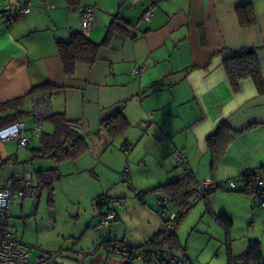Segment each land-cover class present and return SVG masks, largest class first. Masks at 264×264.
Returning <instances> with one entry per match:
<instances>
[{"label": "crops", "instance_id": "obj_1", "mask_svg": "<svg viewBox=\"0 0 264 264\" xmlns=\"http://www.w3.org/2000/svg\"><path fill=\"white\" fill-rule=\"evenodd\" d=\"M27 1L32 3L30 14L10 26L0 22V130L17 119L26 121V127L31 128L32 101L37 94L32 89L47 87L44 92L51 95L52 114L65 113L67 120L77 122L73 128L89 143L88 151L79 159L58 164L59 172L65 164H71L68 177L77 175V166L98 176L95 171L101 164L103 173H111L114 162L104 156L115 154L110 147L121 138L117 142L120 154L133 162L120 167L117 175L132 189L116 190L118 185L111 186L110 181L113 194L102 190L90 197L92 210L94 201L103 197L99 209L103 213L115 211L110 232L93 229L91 221L71 243L63 240L39 251L16 233L17 237L32 246V257L64 251L61 264H160L156 257H122L105 245L120 240L131 248H152L147 243L165 228L164 218L182 210L170 199L164 208L166 216L162 215L158 206L167 194L159 187L180 179L186 167L199 185L203 180L218 183L231 176L264 171V95L258 93L252 78L238 81L235 89L223 65L226 57L245 47H256L264 75V0H153L154 15L135 30L130 28L141 19L149 0H80L77 5L67 0ZM49 4L55 6L50 8ZM80 5L95 9L96 22L86 34L92 41L101 43L113 23L118 28L109 43L98 50L95 62H77L69 74L58 53V42H68L72 32L84 33ZM244 5L254 8L256 24H240L238 10ZM136 67L145 69L135 76L131 71ZM118 111L130 123L128 130L116 137L100 131L101 123ZM143 122L146 126H142ZM223 122L226 124L217 139L221 149L214 156L208 138ZM43 126V132H53L50 121L46 120ZM40 136L28 146H21L14 139L0 141V178L30 173L14 169L20 162L19 146L30 149L26 162L49 161L53 166L47 168L56 166L52 160L34 157L32 150L40 146ZM174 150L185 153V165L174 158ZM150 162L156 169L149 170ZM126 168L131 181L124 178ZM59 175L57 181L62 179ZM23 199L15 200L13 207L24 204ZM129 202L141 215L139 221L133 215L129 222L132 226H128L131 213L125 211ZM191 206L198 208V219L208 213L214 219L215 233L226 236L233 235L238 221L246 219V228L257 233L260 229L256 239L263 249L264 210L251 189H216L206 196L199 194ZM221 214L231 219V227L226 228L217 220ZM96 216L102 223L101 216ZM143 216L147 217V225L143 224ZM183 219L178 221L176 230ZM211 228L205 229L210 232ZM176 232L182 248L166 247L165 251L188 264H202ZM170 261L176 264L174 259Z\"/></svg>", "mask_w": 264, "mask_h": 264}, {"label": "rangeland", "instance_id": "obj_2", "mask_svg": "<svg viewBox=\"0 0 264 264\" xmlns=\"http://www.w3.org/2000/svg\"><path fill=\"white\" fill-rule=\"evenodd\" d=\"M120 139H117L114 146L110 147L112 154L113 152L115 154L113 156L109 154L104 156V159L111 158L114 162V170L110 171L111 173H103L101 164L98 165L95 171L99 177L95 176L91 171H84L83 167L77 166V175L68 177L67 168L71 164H65L59 173L62 175V179L54 182L55 194L53 193V195L50 194L48 189L38 188V182L34 178L35 184L33 188L32 186L29 187L23 197L24 204L14 205L11 212H9L7 227L26 242H29L36 251L46 250L49 246L60 243L63 240L71 243L75 237L79 238V235L87 229L91 221L93 222V229L99 228L102 231L108 230L110 232L111 225L99 222L100 218L92 210L93 202L90 197L95 192H101L102 190L104 193L113 194L115 189L111 186L116 184L118 185L116 190L120 187H124L127 190L132 189L129 184L122 182L118 178L119 175H117L120 167L122 168L124 165L126 166L133 162V159L126 160L125 156H121L122 150L117 143ZM12 145L16 146L14 143ZM30 148L32 149V147ZM18 152L20 162L14 165V169H20L22 172L30 171L34 176L36 170L53 166L49 161L36 162L35 164L26 162L25 160L30 156L28 147L19 146ZM155 167L150 162L149 170ZM50 198L56 202L55 206H53V200ZM125 208V211L131 213L128 226L131 225L129 222H132L130 219L133 218V215H135L134 220L139 221L141 215L135 213V204L129 202ZM190 210V216L185 218ZM190 210L187 212L188 214H185L184 219L182 217L183 222L176 231H179L182 242L185 244L184 246L186 247L187 245L188 247L189 245L195 260L198 259L202 264H228L230 255L233 256L236 262H240V257L249 250L250 241H258L256 238L259 237L257 235L260 234V229H257V231L259 230V233H257L252 229L246 228V219L239 220L234 234L226 236V234L215 233L213 229L214 219L208 213L198 219V208L194 210L193 207H190ZM143 218L145 220L143 224L147 225V217L143 216ZM3 222L5 221L3 220ZM208 226L212 227L210 232L205 229ZM85 250L87 251V247H85ZM261 251L264 255V247Z\"/></svg>", "mask_w": 264, "mask_h": 264}, {"label": "trees", "instance_id": "obj_3", "mask_svg": "<svg viewBox=\"0 0 264 264\" xmlns=\"http://www.w3.org/2000/svg\"><path fill=\"white\" fill-rule=\"evenodd\" d=\"M70 4L77 5L80 0H67ZM239 21L243 26H252L257 23V17L252 8V5H244L238 10ZM114 23L110 25L106 37L101 43H96L89 39V36L83 32H72L68 42H58V53L62 57L65 71L72 74L75 70L77 62H84L92 64L97 60L98 50L109 43L110 37H112L116 30ZM205 43V42H204ZM258 49L256 47H245L233 56L226 57L223 61L224 70H226L232 86L237 89L238 81L246 78H252L255 81L258 88V93L264 95V75L261 69V63L259 60ZM47 87H39L32 89V93H39L47 91ZM21 120L17 119L16 121ZM50 121L53 126L52 133L43 132L40 136V146L37 149H33L34 157L42 159L52 160L56 163L55 167L43 168L37 170L34 176L38 182V188L48 189L50 194L54 193V182L60 178L58 164L64 161H75L79 157L83 156L89 148V143L85 137H83L76 129L73 128L77 122L67 120L65 113H55L46 119ZM100 131H105L112 137L120 136L124 134L129 126L126 116L122 111H118L116 115L104 120ZM226 123L220 124L216 132L209 136L208 144L212 150V154H216L221 146L217 143L219 133L224 128ZM213 154V155H214ZM215 156V155H214ZM247 178L251 177L252 173L243 174ZM247 188V187H246ZM167 194L171 201L178 207V209H184L185 212L179 217H182L190 210L191 204H193L194 198L199 194L206 196L209 192H205L201 188L198 181H196L192 172H188L185 176L176 181L159 187ZM248 189V188H247ZM216 190V189H215ZM242 190H246L243 189ZM214 191V190H212ZM53 198V197H52ZM50 198L51 200H53ZM217 220L226 228L232 226L231 219L226 214L216 216ZM1 221L0 227L2 229L7 228V219ZM176 228L166 231L165 228L155 234L147 243L152 248L150 249V258L156 257L161 263L159 254L166 249V247L180 250L182 245L179 243V238ZM143 247V246H142ZM141 248V247H139ZM262 246L260 241H254L250 244L249 250L241 256L240 262H236L233 256L229 257V264H264V256L262 253ZM161 259V260H160ZM126 264H132L128 261ZM167 264H171L169 260Z\"/></svg>", "mask_w": 264, "mask_h": 264}, {"label": "built area", "instance_id": "obj_4", "mask_svg": "<svg viewBox=\"0 0 264 264\" xmlns=\"http://www.w3.org/2000/svg\"><path fill=\"white\" fill-rule=\"evenodd\" d=\"M32 3L27 0H1L0 9V22L4 26H10L19 22L24 16H27L32 11ZM54 4H49L48 7L53 8ZM82 19V28L85 34H87L94 26L96 22V12L94 7L89 5H80L78 7ZM156 10V4L153 0H149L146 10L143 12L141 19L130 29L135 30L141 24V22H147L154 15ZM145 68L136 67L132 69V73L135 76L140 75ZM52 99L49 92L37 93L33 97V108L30 113L33 119V126L31 128L26 127L27 123L24 120H19L9 127L0 130V141L14 139L19 142L21 146H28L33 141L34 137L40 136L44 131V123L52 113ZM142 126H146V122L142 123ZM128 151V150H126ZM174 158H176L179 164H186L187 157L185 153L180 150L173 151ZM188 167L184 168L181 177L188 174ZM129 169L126 168L123 171L124 178L131 181ZM33 182V176L30 173L18 174L8 178H0V223L10 216L11 209L15 200L22 199L26 192L29 190ZM202 189L205 192H209L215 189H251L258 199L259 206L264 210V171H254L251 177L247 178L246 175H235L227 178L222 182H215L213 180H203L200 183ZM248 189H247V188ZM103 197L97 198L94 201V210L96 215H100L102 223L109 225L112 220L116 218V213L113 210H109L103 213L99 208ZM170 203V198L165 195L158 206L162 215L166 216L165 209ZM185 210H177L170 213L164 218V226L166 231L174 229L179 221V217ZM108 250L116 252L122 257L129 259H147L150 255V251L144 246L141 248H131L120 240H113L107 242L105 245ZM32 246L22 241L17 237L16 233L8 228L2 229L0 227V264H61L60 258L63 257L64 251H50L43 252L36 257H32ZM161 263L167 264L170 259H174L176 264H188L184 259L179 256H175L174 253L163 250L159 254ZM171 257L170 259H167Z\"/></svg>", "mask_w": 264, "mask_h": 264}]
</instances>
